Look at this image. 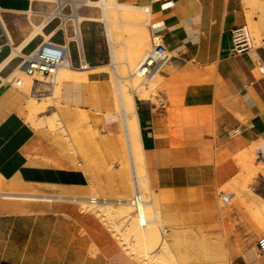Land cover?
<instances>
[{
    "label": "crops",
    "instance_id": "obj_1",
    "mask_svg": "<svg viewBox=\"0 0 264 264\" xmlns=\"http://www.w3.org/2000/svg\"><path fill=\"white\" fill-rule=\"evenodd\" d=\"M114 2L150 6L147 22L123 16L121 11L111 20L112 15L97 5H83L76 19H62L65 27L52 28L47 21L43 32L13 55L34 30L24 19L42 2L0 0V16L12 34L11 39L5 25L0 28V189L6 183L12 189L34 184L77 196L132 195L131 169L117 163L118 155L106 151V141L102 143L95 131L102 129L112 137L120 133V122H101L102 115L112 114V103L99 100L91 107L80 100L84 102L85 88L92 83L112 81L111 68L130 66V53L136 57L152 34L161 37L172 58L161 72L156 94L136 100L150 188L166 191L224 184L243 170L241 159L252 147L257 146L260 157L264 155V36L262 43L251 42L237 52L232 33L248 24L245 0ZM114 24H118L116 31ZM44 42L65 45L72 66L88 77L65 81L63 104L55 110L63 119L59 128L50 125L53 113H40L30 121L28 93L11 80L25 57ZM83 55L88 65L82 67ZM115 76L122 80L119 73ZM75 101L78 107H69ZM57 136L64 138L54 145ZM113 141L123 146L122 139ZM109 143L106 146L112 148V140ZM167 192L163 198L170 197ZM156 202L154 198L155 206ZM5 220L0 218V264H37L33 250L5 249L1 229ZM223 226L231 264H264L258 247L260 231H251L238 219ZM61 252H45L41 264H67Z\"/></svg>",
    "mask_w": 264,
    "mask_h": 264
},
{
    "label": "rangeland",
    "instance_id": "obj_2",
    "mask_svg": "<svg viewBox=\"0 0 264 264\" xmlns=\"http://www.w3.org/2000/svg\"><path fill=\"white\" fill-rule=\"evenodd\" d=\"M109 1L114 2V0ZM41 2L42 4L35 7L28 14V17L24 19L28 21V23L25 24L33 26L34 29L36 25L49 20L51 21L50 26L55 28L62 24V19L64 21H66L67 18L68 20L69 18L76 19L78 11L83 5H97L102 10L112 15L111 20L112 18L117 19L119 11H122L115 5L105 6L104 0L97 3L89 2L88 0H41ZM244 4L248 17H252L251 22L253 23V25H251L249 17L246 29L249 32L251 42L254 45H258L262 43L264 36V0H245ZM61 26L65 27V24ZM116 29H118V24L113 25V30L116 31ZM63 30L64 28H61L58 35H62ZM150 46L151 38L149 35L147 43L143 49L137 53L136 57H133L132 52L130 53V66H118L116 71L111 68L112 81L100 84L92 83L91 86L85 88V103L82 101L83 99L80 100V104L91 107L94 102L98 103L99 100L106 102V104L109 102L112 103V114L102 115L101 122L102 125L105 121L107 124H109V122L121 123V131L119 134L115 135V137L118 140L122 139L123 146L115 144L116 141H113L115 137L108 135L107 131L102 129H97L95 131L98 138H101L102 143L106 141L105 144L108 145L112 140V148L105 145L106 151L118 155L117 163L131 169L133 179V168L130 159H128V149L125 140L127 137L119 97L121 96L120 92L122 89L123 91L125 90V93H132L135 100H138L141 94H144V97L156 94L161 85L162 73L157 74L151 80L133 74L136 65ZM116 72L122 77L121 81L115 80ZM18 73L19 71H16L11 80L19 78L20 75ZM21 76L25 79L24 75ZM35 78H40L49 82L46 87H50L51 92L48 95L42 98L32 97L31 87ZM53 80V77H46L42 72L37 71L25 79V82L22 84L16 83V80L14 81V84L20 90L28 93L26 105L31 100H35L39 103L42 102L45 105L41 109H38L35 116H33L29 110L27 112L29 120L32 118L34 121L40 113L51 115L57 110V105L62 106L65 82L62 84L60 92L59 85L55 83L56 81L53 82ZM119 82L122 83V87ZM51 103L52 105H50ZM71 104H74V106L69 105V107H78L76 101ZM78 110L82 109L78 108ZM53 132L56 134L61 133V131L57 129H53ZM60 136L53 139L54 145H57V142L64 138ZM114 145H116V147H114ZM256 149L257 146H254L250 150L252 151L251 163L255 167V170L250 169L247 165L245 166L249 169L244 170L245 167L243 166V170L232 178V182L229 181L228 184L224 183L207 187L166 191L153 188H147L145 190V195L157 200L154 209L158 211L157 216L159 217H157L158 220L153 223L155 236L150 235V245L154 242H151V237L155 238L157 235L164 232V236L167 238L171 250H169L166 255V250L164 252L158 249V251L155 250L153 254L155 253L156 255L154 254L150 259L152 264H166L165 262L168 259H170V261L168 260L169 263L171 262L172 264L174 263L173 260L176 261L175 264H231L232 258L224 235L225 227L223 224L226 222L233 224L237 219L247 224L251 231H260V237L264 235V167L261 166H264V159L259 156ZM258 166H260V169L256 171V167L258 168ZM261 168L263 170H261ZM249 170L250 172L252 170L254 171L250 173L248 172ZM246 171L250 174H248V176L245 174L248 179H245L246 182H244V177L246 176L243 174ZM252 173H255L256 177H254L255 175ZM238 179H240V182ZM241 183L244 187L243 185L241 186ZM5 185L6 188L0 189V218L6 219L4 225L1 227L2 233H4L2 236L6 250H33L37 253V264H41V262L45 260L43 258L45 252L58 254L61 251L64 259L66 258L67 264H150V261H147L149 259L143 255L145 251H142V248L145 246H143L142 240L136 237L137 233L131 228V225L128 224L130 222L127 221L124 224L122 223V225H120L122 226L120 227L122 230L120 228L121 231L116 229L118 231L117 233L114 227H110L108 219L105 220L99 216L100 218H98L100 221L95 224L87 218L90 214L89 212H84L86 214L83 216L81 213H74V211L71 210L72 205L85 206V204H87L86 206L97 207H105L108 204L109 206H113L116 210L121 207H130V210H134V208L136 210V206L134 207L131 203L126 202V199H130L135 194L134 189V194L132 193V195L126 198H119L124 199V201L119 203L114 200H109L110 202H103L98 199L96 201L89 200L91 197L95 196L97 198L103 197L100 194L77 196L60 192L52 187L34 184L23 185L15 189L7 188L8 183ZM253 191L258 192L259 199L254 198L252 201H248ZM166 192L170 193V197L167 199L163 198ZM5 194H9V196ZM15 196L19 198H15ZM24 196L28 198H24ZM240 196L242 197L241 200L243 204L239 202L241 201L239 200V198H241ZM105 198L112 199V196H105ZM255 200L257 203L254 202ZM259 202H261L259 204L260 206L258 205ZM254 203L256 204L254 205ZM245 206L252 211L251 214H253V216H251L250 211H247ZM258 215L259 217L256 218ZM118 217L120 218V216ZM104 218L106 217L104 216ZM153 218H155V215H153ZM101 224L106 226L107 230L114 231H112V240L109 236L104 234ZM123 234L124 237L126 235L125 238ZM122 237L128 242L124 241ZM154 238L153 240L157 239ZM151 248V250L154 249L153 247ZM168 261L167 264H169Z\"/></svg>",
    "mask_w": 264,
    "mask_h": 264
},
{
    "label": "bare ground",
    "instance_id": "obj_3",
    "mask_svg": "<svg viewBox=\"0 0 264 264\" xmlns=\"http://www.w3.org/2000/svg\"><path fill=\"white\" fill-rule=\"evenodd\" d=\"M89 2H93L92 0H88ZM104 4L105 6L107 5H116L120 8H123L124 10L121 11V13L124 15H133L132 17L134 16H138L139 17V20H143V21H146L147 22V17H148V13L150 12V6H133V5H123L122 3H117L115 4V2H111L109 0H104ZM137 12H132V11H136ZM250 17V16H249ZM0 19L3 23V25H5L6 29H7V33L9 34V37L12 39V34L10 32V29L8 28V25L5 21V19L3 18V16L1 15L0 16ZM251 19L252 17H250V22H251ZM46 22H43L41 24H38L36 25V28L31 32V34H29V36H27L26 40L19 44L16 48H14V52H13V55L17 54L21 49L22 47L27 43L28 40L31 39V37H33L36 33L38 32H43V26ZM251 25H253V23L251 22ZM264 25V24H263ZM247 28V26H246ZM46 37H49V35L47 34ZM49 44L47 45V48L46 50H41V52L47 56V55H56V56H61L62 55V60L59 61L58 65H56V67L54 68V76H53V82L56 81L55 83H57L59 85V91L61 92V88H62V84L66 81V80H70L72 78H88L87 77V72H81L83 69H77L75 67L72 66L71 64V61H70V54H69V50L68 48L65 46V45H61V44H57V43H53V42H48ZM34 55L37 53V50H35L34 52ZM88 64H85L84 66H87ZM137 66V65H136ZM94 67V66H93ZM98 68H101V67H98ZM18 69V70H17ZM16 71L18 72L19 71V75H20V84H22L23 82H25V79H27L28 77L31 76V74H28L23 68H17ZM21 73V74H20ZM161 73V72H160ZM21 75H24L25 79L22 78ZM26 75V76H25ZM13 81H15L13 79ZM18 83V82H16ZM120 83V82H119ZM121 87L123 86L122 83H120ZM119 87V85H118ZM124 88V87H123ZM121 89V88H120ZM123 89L118 92L121 93V96L119 97L120 99V106H121V110H122V114H123V118H124V127H125V131H126V137H127V144H128V149H129V156H130V162L132 164V168H133V174H134V179H133V189L135 190V193L137 194V202H136V210L134 208L131 209L133 211H131L129 208L130 207H125V208H119V209H115L113 206H109L107 204V206L105 207H97V206H86L87 204L84 205H72L71 206V210L74 211V213H81V215L84 216V212H89L90 214L88 215V219H90L93 223H97L99 222V218H103V219H108L109 221V224H110V227L111 228H115L116 229H119L120 225H122V223L124 224L125 222H130L128 223L129 225H131V228L137 233V238H140L142 241V244L143 249L142 248V251H145L143 253L144 256H146L149 260L147 261H150L151 257L154 256L153 252H155V250H162V252H164L166 250V253L165 255L167 254V252H169L170 250V247H169V242L167 240V238L164 236V232H162L160 235H157L154 239L156 240H153V238L151 237V242H153L152 245H150V235L151 236H155V232H154V225L153 223L156 222L158 219H157V215H158V211H156L154 209V198H149L147 195H145V190L147 188H150V185H149V181H148V175H147V168H146V159H145V155H144V149H143V145H142V142H141V139H140V131H139V125H138V118H137V112H136V100L134 98V95L130 92H122ZM61 95V94H60ZM33 97V96H32ZM140 97H144V94H141ZM119 101V100H118ZM29 108L31 110V114L34 116L36 114V112L38 111V109H41L43 106H45L42 102L39 103L35 100H31L29 103ZM52 105V103L50 104ZM31 121H33L32 118H30ZM50 121V125L51 126H58L59 127H63L62 126V117H61V113L59 112H54L52 117L49 119ZM64 129V128H63ZM66 131V130H65ZM236 131V130H235ZM67 132V131H66ZM79 133V132H78ZM74 135V134H73ZM72 135V136H73ZM71 137V136H70ZM52 146V145H51ZM236 148V147H234ZM242 150V149H241ZM228 151H230L229 149L227 150V153L225 151V153L227 154V156L231 153H229ZM240 151V150H239ZM243 151V150H242ZM251 152L252 151H249L245 154L242 159H241V162H242V166L245 167L244 170H248L249 168L250 169H254L255 170V167L253 166V164L251 163L252 162V156H251ZM224 153V154H225ZM235 154V156L238 154L237 152H233ZM232 153V154H233ZM241 153V152H240ZM242 154V153H241ZM242 154V155H243ZM262 154H264V150L262 152ZM232 156V155H231ZM234 156V157H235ZM238 156V155H237ZM224 159H225V156H223ZM239 157V156H238ZM237 157V158H238ZM240 158V157H239ZM262 158L264 159V155L262 156ZM239 160V159H238ZM260 160V159H259ZM240 164V163H239ZM262 164V163H261ZM245 165H247V168ZM255 165V164H254ZM262 167H264L263 165H261ZM243 168V167H242ZM257 169H260V166H258V168L256 167V171ZM252 170V171H254ZM261 170H263L261 168ZM251 171V172H252ZM255 171V172H256ZM260 171V170H259ZM264 171V170H263ZM250 172V170L248 171ZM250 172V173H251ZM262 172V171H261ZM243 173V172H242ZM250 173H247V171L243 174H250ZM253 174V173H252ZM263 174V173H262ZM253 175H255L254 177H256V174L254 173ZM235 176V175H234ZM246 176V175H245ZM246 177H244V180L248 179ZM252 176V175H251ZM264 176V175H263ZM240 177V176H239ZM241 178V177H240ZM240 179H238L239 181ZM246 180L244 182H246ZM232 182V180H230ZM237 181V182H238ZM235 182V181H234ZM233 182V183H234ZM240 182V181H239ZM257 182V181H256ZM225 183L228 184V182L226 181ZM237 185V184H236ZM243 184L241 183V186ZM244 187V185H243ZM246 187V186H245ZM151 189V188H150ZM239 190V189H238ZM241 191V190H240ZM244 191V190H243ZM242 191V192H243ZM252 192V191H251ZM12 193V192H11ZM134 194V193H133ZM240 194V192H239ZM243 194V193H242ZM6 196H9V194H5ZM12 195V194H11ZM247 195V194H246ZM31 196V195H30ZM42 196V195H41ZM147 196V197H145ZM245 196V195H244ZM248 196V195H247ZM251 198L248 200V201H252L254 198L255 199H259V195H258V192L257 191H253V193L250 194ZM19 198L18 196H15V198ZM23 197V196H22ZM96 197V196H95ZM241 197V196H240ZM249 197V196H248ZM21 198V197H20ZM24 198H28V197H25ZM94 197H91V199H89L90 201H96L95 199H93ZM241 198H239V200H241ZM262 200V199H261ZM264 200V198H263ZM262 200V201H263ZM259 201V200H258ZM110 202V201H109ZM126 202L127 203H130V201H128L126 199ZM241 204H243V201H239ZM254 202L257 203V201L255 200ZM254 203V205L256 204ZM261 202L258 203V205L260 204ZM89 204V203H88ZM238 204V203H237ZM150 205H153V206H150ZM257 205V206H258ZM262 205H263V202H262ZM256 206V207H257ZM260 206V205H259ZM135 207V206H134ZM246 207V206H245ZM244 207V208H245ZM247 208V211H250V214H251V210H249L248 207ZM261 208V207H260ZM262 211V210H261ZM258 212V211H256ZM260 213V212H259ZM258 213V214H259ZM155 215V218H153V215ZM261 214V213H260ZM122 215V216H121ZM100 216V217H99ZM104 216L106 218H104ZM120 216V218L118 217ZM251 216H253V214H251ZM262 216V215H261ZM99 217V218H98ZM127 217V218H126ZM225 217V216H224ZM259 215L256 217L258 218ZM159 218V217H158ZM161 218V217H160ZM252 218V217H251ZM130 219V220H129ZM225 219V218H224ZM254 219V218H253ZM262 221V220H261ZM162 222V221H161ZM260 222V221H259ZM258 224H261V223H258ZM263 224V223H262ZM157 226V225H156ZM101 227L103 228V232L105 235L109 236V238L112 240V231L113 230H107V227L102 225L101 224ZM122 230V228H120ZM119 229V230H120ZM120 230V231H121ZM117 231V230H116ZM154 233H153V232ZM114 232V231H113ZM160 232V230H159ZM118 233V231H117ZM158 233V232H157ZM125 234V232H124ZM124 234H123V237H124ZM122 237V239H123ZM126 237V235H125ZM124 237V238H125ZM119 239V238H118ZM135 239V238H134ZM124 240V239H123ZM119 241V240H118ZM124 241H127V240H124ZM120 242V241H119ZM128 242V241H127ZM130 242V241H129ZM140 242V243H141ZM140 244V245H142ZM124 245V244H123ZM153 247L154 249L151 250ZM134 249V248H132ZM157 250V251H158ZM168 250V251H167ZM135 251H136V248H135ZM171 251V250H170ZM141 252V251H139ZM142 254V253H141ZM164 254V253H163ZM156 255V254H155ZM160 255V253H159ZM163 255V256H165ZM173 255V254H172ZM171 255V256H172ZM144 257V258H146ZM150 257V258H149ZM169 257V256H168ZM171 258V257H170ZM159 259V258H158ZM166 259V258H165ZM173 259V258H172ZM146 260V259H145ZM164 260V259H163ZM170 261V259H168ZM167 260V261H168ZM167 261L165 262L167 264ZM168 261V263H169ZM172 261V260H171ZM175 264L176 261L173 260ZM141 262V261H140ZM155 262V261H154ZM162 262V261H161ZM164 262V261H163ZM171 263V262H170ZM169 263V264H170ZM145 264V263H144ZM149 264V263H148ZM150 264H152V261H150ZM154 264V263H153ZM172 264V263H171Z\"/></svg>",
    "mask_w": 264,
    "mask_h": 264
},
{
    "label": "built area",
    "instance_id": "obj_4",
    "mask_svg": "<svg viewBox=\"0 0 264 264\" xmlns=\"http://www.w3.org/2000/svg\"><path fill=\"white\" fill-rule=\"evenodd\" d=\"M0 28H4V25L0 19ZM5 29V28H4ZM234 37L235 50L237 52L247 49L251 46V40L249 37V32L246 29V26L238 27L232 31ZM59 44V43H57ZM42 46V45H41ZM41 46L38 47L37 53L34 55V51L28 54L20 68H23L28 74H34L37 71L43 73L46 77L54 76V68L58 65L59 61L62 60L61 56L54 55H45L44 52H41ZM172 54L167 46L163 43L161 37L157 34H152L151 36V46L139 61L135 67L133 74L143 77L145 79H153L157 74L162 72L165 66L170 62ZM82 67L87 64L85 55L81 56ZM20 84L21 79L15 78ZM48 81L35 78L33 85L31 87V94L37 98H42L48 95L51 92L50 87L48 86ZM95 200H102L107 202L109 200H114L115 202H122L124 199L119 198H105V197H94ZM130 203L136 206L137 194L135 193L130 199H127ZM258 247L260 252L264 255V235H262L258 240Z\"/></svg>",
    "mask_w": 264,
    "mask_h": 264
},
{
    "label": "water",
    "instance_id": "obj_5",
    "mask_svg": "<svg viewBox=\"0 0 264 264\" xmlns=\"http://www.w3.org/2000/svg\"><path fill=\"white\" fill-rule=\"evenodd\" d=\"M48 44V42H44L41 46V50H46Z\"/></svg>",
    "mask_w": 264,
    "mask_h": 264
}]
</instances>
